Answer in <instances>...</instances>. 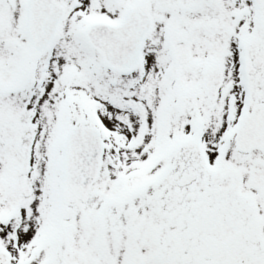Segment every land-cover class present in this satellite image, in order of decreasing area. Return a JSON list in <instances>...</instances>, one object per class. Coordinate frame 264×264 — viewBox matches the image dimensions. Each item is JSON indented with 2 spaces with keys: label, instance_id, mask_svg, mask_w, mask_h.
<instances>
[{
  "label": "snow or ice",
  "instance_id": "1",
  "mask_svg": "<svg viewBox=\"0 0 264 264\" xmlns=\"http://www.w3.org/2000/svg\"><path fill=\"white\" fill-rule=\"evenodd\" d=\"M0 264H264V0H0Z\"/></svg>",
  "mask_w": 264,
  "mask_h": 264
}]
</instances>
